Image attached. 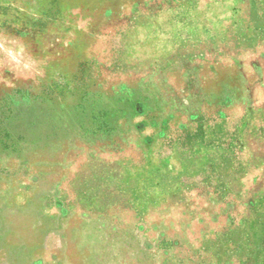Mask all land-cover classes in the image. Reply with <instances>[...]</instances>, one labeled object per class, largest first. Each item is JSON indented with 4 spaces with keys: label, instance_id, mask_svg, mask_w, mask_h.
I'll use <instances>...</instances> for the list:
<instances>
[{
    "label": "rangeland",
    "instance_id": "374dc122",
    "mask_svg": "<svg viewBox=\"0 0 264 264\" xmlns=\"http://www.w3.org/2000/svg\"><path fill=\"white\" fill-rule=\"evenodd\" d=\"M0 264H264V0H0Z\"/></svg>",
    "mask_w": 264,
    "mask_h": 264
}]
</instances>
